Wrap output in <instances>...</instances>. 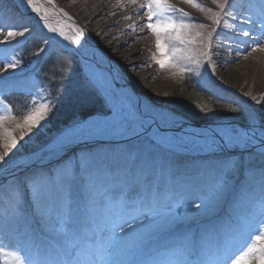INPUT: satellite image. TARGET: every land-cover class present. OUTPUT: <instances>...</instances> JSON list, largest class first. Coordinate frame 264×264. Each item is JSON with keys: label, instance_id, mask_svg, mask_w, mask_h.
<instances>
[{"label": "bare ground", "instance_id": "1", "mask_svg": "<svg viewBox=\"0 0 264 264\" xmlns=\"http://www.w3.org/2000/svg\"><path fill=\"white\" fill-rule=\"evenodd\" d=\"M166 2L170 8L161 19H170L176 25L175 31L162 33L166 53L172 54L170 63L166 55L157 51L156 36L147 27V15L138 14L146 12V9L139 8V4L146 3V0H137L136 4H132L131 0H35L39 13L26 7L22 0H6L7 11H0L1 24L7 28L9 25L19 27L29 23L32 25L29 35L50 36L53 44L61 43L64 50L70 53L77 54L79 50L77 55L85 61L82 65L85 76L104 93L111 91L105 98L116 111V116L88 122L69 132L61 131L33 152L18 155L9 151L12 148H4L8 142L5 131L10 130L6 126L10 124L13 129L17 124L12 125L11 119L0 123V156L12 155L0 167V223L7 220L11 225L0 229V264H21V257L28 255L43 258L45 250L51 258L70 259L65 251L70 248V239L66 240L59 231L62 226L55 224L51 209H56L59 217L66 212L65 208L72 205L77 206L78 213H89L90 198L96 197L97 211L90 215L89 220L81 221L83 225L71 221V225L78 229L72 232L83 246L86 239L93 238L94 233L86 224L97 217L96 228L102 226L109 201H118L119 193L128 185L130 194L126 199L134 200L131 194L144 198L154 194L163 196L161 193L166 188L171 196L165 205L191 208L179 217L167 216L159 226L149 225L144 230L143 254L137 257L139 260L176 264L177 261L201 259L211 264L225 245L229 260L239 259L254 244L258 249L264 247L256 240L257 229L264 222V209L260 206V201L264 200V171L255 174L243 172L251 154L259 153L264 157V144L261 143L264 131L260 127L250 129L248 123L230 119L199 126L165 107L169 105L166 100L170 96L169 88L176 87L178 77L183 74L193 76L217 95H231L249 106L257 95L264 94V49L245 50L243 44L235 43L236 46L232 45L234 50L224 55L225 48L221 44L240 41L241 37L236 33L248 26L225 14L218 7L221 0H216V3L213 0ZM229 3H235L237 13L244 15L246 10L258 13L261 7L260 0H229ZM194 5L204 6L203 10ZM180 10L187 16H183ZM217 13H220L219 24L214 23ZM45 15L46 20L41 19ZM256 18L253 16V19ZM181 25L184 27L181 28ZM48 27L58 31L62 29L70 39L65 40L58 32L48 31ZM77 29L82 31L77 34ZM73 38H78L80 45L71 43ZM243 39L249 46L253 44L252 39ZM153 54L166 59L164 68L155 62ZM39 58L34 66L40 64ZM10 74L6 72L0 80ZM28 76V73L15 75L8 82H19L20 77ZM8 82L0 85V90L15 86L8 85ZM3 110L5 108L0 105V115H5ZM129 131H134L132 135L136 137L144 135L147 138L110 147L112 151L120 149V153L104 149L100 159L87 162L90 156L85 147H98L93 144L100 139L122 137ZM153 143L155 147H152ZM186 151H201L205 155L209 153L206 156L210 157H196ZM80 154L87 155L85 162ZM64 155L63 160L61 157ZM75 155L77 158H73ZM128 155L132 156L134 163L129 162ZM215 158H223L224 165L220 168L213 165ZM152 159L157 164L147 161ZM48 162L52 164L46 166ZM59 164L68 167L59 168ZM100 166L104 167L101 171L103 179L109 183H103L101 179L96 187L97 179L86 173L89 169L99 171ZM114 166L117 167L111 172L110 168ZM158 166L160 177L164 179L158 189H138L140 179L137 175L153 170L158 172ZM181 168L186 170L185 177L175 179L182 174ZM224 171L228 174L224 175ZM125 177L128 184L124 183ZM32 178L40 179L44 189L39 203L30 195V199H34L30 204L23 190L26 191L25 186H30L32 192ZM144 181L157 184L152 175ZM219 181H223L226 187L222 194L213 198V187ZM5 182L8 184H3ZM13 187L22 205L19 214L11 198ZM103 188L108 189L106 194H102ZM194 189L197 194L193 193ZM190 198L209 199V207L204 211L196 209V202ZM112 212L118 211L112 209ZM210 212H218L217 217L207 220L212 216ZM204 214L208 217H202ZM131 218L130 215L126 217ZM79 226L84 230L81 231ZM17 245L24 251L20 252ZM255 264H259L258 254Z\"/></svg>", "mask_w": 264, "mask_h": 264}, {"label": "rangeland", "instance_id": "2", "mask_svg": "<svg viewBox=\"0 0 264 264\" xmlns=\"http://www.w3.org/2000/svg\"><path fill=\"white\" fill-rule=\"evenodd\" d=\"M1 23L0 25H3ZM27 26L29 28L32 27L29 23ZM3 39L0 38V40ZM46 40L49 43H44ZM232 45L236 46L235 43ZM40 48H44L45 52H39ZM261 48L264 49V47ZM38 52L39 54L37 55L36 53ZM38 56H40L38 62L40 64L34 66ZM9 60H19V67L14 70L8 69V71H4L3 67ZM84 62L77 54L65 51L61 43L53 44L50 36L40 35L38 33H32L31 35L27 33L25 37L10 38L7 44H0V75H4L6 72L11 73L8 76L24 73L29 74L28 77H20L19 82L18 80L8 82V85L15 86L0 90V105L5 108L3 110L5 111L4 114L6 115L10 112L11 115L16 117L12 125L22 124V117L34 107H38L40 104H47L49 106V110L44 119L39 122V126L33 127L31 131L25 129L22 138L20 128L16 126L11 129L10 124L6 126V128L10 129L7 131L12 132L17 140L16 147L9 150L11 152L14 151L13 155L25 152L31 153L38 147L48 143L54 136L60 134L61 131L69 132L76 127L84 126L88 122H97L108 118L112 119L111 116H116V111H114L105 98L111 94V91L104 93L102 89L95 86L91 79L85 76V69L82 68V65L85 64ZM87 64L92 65V63ZM54 71L56 73H62V75H54ZM98 71L100 72V69ZM192 82L193 85L191 86ZM23 88H26L25 91L22 90ZM169 90L170 96L166 100L170 106L167 105L165 107H168L167 109H171L170 111L173 110L180 117L188 119L197 125H212L213 123L228 119L240 123H248L243 113L233 112V109L247 111L251 108L264 115V94L257 95L249 106H245L231 95H217L208 86H203L196 78L188 74L180 75L177 79L176 87L169 88ZM258 101L259 103H257ZM97 107H101L102 111H98ZM61 108H65L67 111L59 115ZM104 110L106 113L103 112ZM81 113L97 114L88 120H82V118L76 117ZM84 114L82 115L84 116ZM68 120L69 122L65 124ZM54 125H57L59 128H55ZM155 145L153 143L152 147H155ZM93 153H100V149L95 150ZM2 156L4 160L3 163H0V167L12 155L5 154ZM79 156L85 162L87 155L80 154ZM250 156V159L247 160V163L243 167L244 174H255V172L264 170V157L254 153ZM75 157L76 155L73 158ZM222 159H214L216 162H212V164L220 168L224 165ZM71 160L74 161L75 159ZM58 166L61 168L64 164H59ZM67 167L63 168L67 169ZM226 174H228V171H224V175ZM24 188L27 191L23 190L25 197L27 193L33 195V192L29 189L30 186H25ZM22 199L24 198L22 197ZM190 200L199 203L202 198H190ZM73 207L75 209L77 208V206L72 205L71 208ZM190 209H184L183 206L178 208L171 207V216L179 217ZM51 214L55 216V224L61 225L65 232L78 230L75 226L70 225V220L73 217H69L66 223L61 224L58 211L51 212ZM70 214L74 215V212L70 211ZM211 215L213 216L214 214L210 212ZM202 217L208 216L204 214ZM48 218L50 217L48 216ZM256 262L257 256L253 260V264Z\"/></svg>", "mask_w": 264, "mask_h": 264}, {"label": "snow or ice", "instance_id": "3", "mask_svg": "<svg viewBox=\"0 0 264 264\" xmlns=\"http://www.w3.org/2000/svg\"><path fill=\"white\" fill-rule=\"evenodd\" d=\"M25 3V6L30 8L33 12L39 13L40 9L35 3V0H22ZM53 2V0H49ZM191 2V0H189ZM132 4H136L137 0H131ZM213 3H216V0H213ZM261 7L257 12L251 10H246L247 14L237 13V5L235 3H229V0H221L218 4V7L229 15L233 20H236L241 25H247L248 27L242 28L236 35L241 37L240 41H227L222 43L221 47L225 48L224 55H228L234 49L232 44L240 43L243 44L245 50L250 48L251 51H256L257 48L264 47V0H260ZM6 0H0V11H7L5 8ZM201 7L203 10L204 6L194 5ZM140 9H146L145 13H138L141 15L146 14L148 17L147 27L148 29L156 36V48L161 55H166L168 57L167 62H171V53H166V45L162 40V33H168L176 30V25L170 20L165 18L164 20L161 17L164 16V13L169 10L170 5L167 4L166 0H146V3L139 4ZM175 11V10H174ZM183 16H187V13H183L180 10ZM13 17L15 12L12 13ZM67 16V13H64ZM219 15L216 14L214 23L219 24ZM156 17L155 22L153 17ZM253 16H256V19H253ZM41 19L46 20V15L41 17ZM71 19V17H69ZM47 26V25H45ZM184 26L181 25V28ZM203 27V25H201ZM30 29L27 25L15 26L9 25L7 28L0 25V36H3L4 39L0 40V44H7L10 38L15 37H25L29 33ZM48 31L57 33L60 37H63L65 40L70 38L65 35L63 30H57L56 28L48 27ZM82 30L77 29V34ZM243 38H248L253 40V44L249 46L247 41ZM171 39V38H169ZM175 39H179L176 37ZM71 43L80 45V40L78 38H73L70 40ZM44 43H49L48 40ZM174 51V50H173ZM39 52H45L44 48H40ZM36 53L37 55L39 54ZM77 54L79 50H77ZM153 59L161 68L166 66V59H161L153 54ZM19 67V60H9L3 67L4 71L8 69H16ZM55 67V65H54ZM212 71H215L213 67ZM54 75H62V73L53 72ZM14 79L13 76L4 77L3 80H0V85L7 83L8 81ZM35 103V102H34ZM259 103V101L257 102ZM49 106L47 104H40L38 107H34L26 115L22 117L23 123L17 124V128L21 129V138L23 137V131H31L33 127L39 126V122L44 119ZM233 112H241L248 121V127L255 128L260 127L264 131V115L258 113L255 110H243V109H233ZM16 117L11 115L9 112L6 115H0V123L4 120L12 119ZM5 135L8 138V142L4 144V148L7 150L9 148H15L17 140L13 136L12 132L5 131ZM264 144V140L261 141ZM264 155V154H262ZM4 157L0 156V163H3ZM264 171V170H262ZM32 192L34 199L39 203L44 185L43 182L38 178H32L30 180ZM226 185L223 181H219L213 187V198L219 196L224 191ZM15 187L11 190V198L14 202L17 214L22 210V205L19 198L16 195ZM105 199H108L105 196ZM102 203V202H101ZM210 200L202 199L199 203H196L194 206L199 210H207L209 207ZM98 201L95 196L90 198L89 205V215L94 214L97 211ZM116 206L119 208L118 212L113 213L112 208ZM260 206L264 209V200L260 201ZM171 205H166L164 208L157 202H152L148 205H144L143 200L137 202L131 199L121 200L117 205H112L109 203L107 207V213L104 215L102 220V226L98 225L95 232L92 234L94 239L89 237L86 239L83 246H81L79 238L76 236L75 232H65L63 227L59 230L61 233H64L65 239H70V248L66 249V255L71 257L70 259H55L51 258L47 250L44 252L43 258L33 257L31 255L21 257V264H155V262L149 260H139L138 256L143 254V241L145 238V229L149 226H159L164 219L171 215ZM136 213V214H133ZM130 214L131 219H126L125 215ZM70 215V210L61 213L60 223L64 224L67 222V218ZM147 222V223H146ZM11 225L5 220L3 223H0V229L9 228ZM131 230V231H129ZM264 222L261 223L260 227L257 229L256 240L260 245H264ZM55 231V230H54ZM87 235V233H86ZM20 252H23L24 249L20 248L19 245L16 246ZM193 252L195 251L193 247ZM258 254L259 264H264V247L257 248L254 244L251 248L248 249L246 253L239 257V259L229 260L227 257V246L225 245L221 250L216 254V259H214L211 264H253V260ZM118 257H127V258H118ZM176 264H207L206 261L197 259V260H183L177 261Z\"/></svg>", "mask_w": 264, "mask_h": 264}, {"label": "trees", "instance_id": "4", "mask_svg": "<svg viewBox=\"0 0 264 264\" xmlns=\"http://www.w3.org/2000/svg\"><path fill=\"white\" fill-rule=\"evenodd\" d=\"M97 110L98 111H102V108L101 107H97ZM67 110H65V108H61L60 110H59V115L60 114H62V113H64V112H66ZM82 114H84V113H81V114H78L76 117H80V118H82V120H84V119H88V118H90V117H92V116H95L97 113H88V114H84V116L82 115ZM69 117V116H68ZM67 117V118H68ZM69 120H71V119H69ZM69 120L65 123V124H67L68 122H69ZM54 127L55 128H57L58 126L57 125H54ZM59 128V127H58ZM57 128V129H58ZM61 128V127H60Z\"/></svg>", "mask_w": 264, "mask_h": 264}]
</instances>
